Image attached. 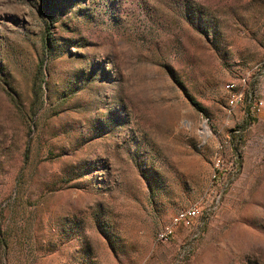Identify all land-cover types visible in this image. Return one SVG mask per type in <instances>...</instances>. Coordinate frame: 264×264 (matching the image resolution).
Instances as JSON below:
<instances>
[{"label": "rangeland", "instance_id": "1", "mask_svg": "<svg viewBox=\"0 0 264 264\" xmlns=\"http://www.w3.org/2000/svg\"><path fill=\"white\" fill-rule=\"evenodd\" d=\"M0 264H264V0H0Z\"/></svg>", "mask_w": 264, "mask_h": 264}, {"label": "built area", "instance_id": "2", "mask_svg": "<svg viewBox=\"0 0 264 264\" xmlns=\"http://www.w3.org/2000/svg\"><path fill=\"white\" fill-rule=\"evenodd\" d=\"M197 210L194 211L193 214H191L189 217H188V223L189 221L194 218L196 215H197ZM176 226H179V219L178 221H175L174 223H169L167 225H165L164 227H162L157 233H156V238L157 240H160V241H166L168 240L172 235H173V232H174V229Z\"/></svg>", "mask_w": 264, "mask_h": 264}, {"label": "bare ground", "instance_id": "3", "mask_svg": "<svg viewBox=\"0 0 264 264\" xmlns=\"http://www.w3.org/2000/svg\"><path fill=\"white\" fill-rule=\"evenodd\" d=\"M193 213H194V212L191 211V210L186 211V212H181V213L178 214V216L176 217V220H175V221H178V219H179V221H180V220L184 219L188 214H189V216H190V215L193 214Z\"/></svg>", "mask_w": 264, "mask_h": 264}]
</instances>
